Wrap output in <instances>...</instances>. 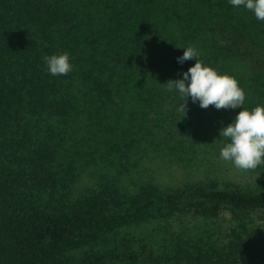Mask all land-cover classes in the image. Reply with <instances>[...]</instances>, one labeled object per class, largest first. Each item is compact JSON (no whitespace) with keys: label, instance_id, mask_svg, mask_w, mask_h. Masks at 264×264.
<instances>
[{"label":"trees","instance_id":"16d2710c","mask_svg":"<svg viewBox=\"0 0 264 264\" xmlns=\"http://www.w3.org/2000/svg\"><path fill=\"white\" fill-rule=\"evenodd\" d=\"M62 1L0 0V264H264V224L244 214L264 210L263 193L147 186L130 194L119 181L144 151L128 142L135 122L157 131L152 141L164 151H184L189 165L200 132L206 140L229 125V113L207 117V130L197 117L164 115L163 105L181 99L164 84L196 62H177L184 49L238 81L243 110L264 107V21L229 0H97L112 5V19L96 30ZM64 52L73 71L54 77L42 57ZM76 132L86 143L77 141L79 157L110 164L108 182L85 195L75 194V167L59 151ZM221 205L243 216L225 241L208 229L151 226L186 210L218 218Z\"/></svg>","mask_w":264,"mask_h":264},{"label":"rangeland","instance_id":"374dc122","mask_svg":"<svg viewBox=\"0 0 264 264\" xmlns=\"http://www.w3.org/2000/svg\"><path fill=\"white\" fill-rule=\"evenodd\" d=\"M75 1L76 2L63 0L61 3L65 5L67 15H77L80 21L84 22L85 25L87 24L86 27L88 26L89 29L97 30L99 24L104 25L106 23L107 25L112 19V5L107 2H101L99 5H96L97 0ZM82 41L84 43L86 42L85 39ZM86 45L87 44H81L79 47L80 50L84 49ZM181 103L182 100L180 99L177 100V102H172L170 105H163L164 115H185L179 111L176 113L172 112V108L175 105L179 107ZM244 105L245 103L243 104L242 109L237 108L234 110H217L214 109V106H209L208 109H202L199 106V102L192 103L191 98L189 97L187 101L186 116L201 119L195 122V127L198 128V126L201 125V128L207 130L206 126L210 127L206 121L207 117H215L216 119L223 113H229L232 118L227 122L231 124L235 119V115L245 108ZM257 106L262 107V105ZM193 109L196 111V115L192 112ZM247 110L250 111L249 109ZM197 111L200 112V114H197ZM119 114L120 113H117V115ZM93 126L97 127L99 124L94 121ZM123 126L126 127V125ZM197 128L191 132L195 133ZM128 131V142L133 139L135 145L139 144L144 146V151L141 153L142 157H140L141 160L139 161L138 166H135L134 157H132L129 162L126 163V167L123 169L119 177V181L123 182L126 186L128 185L127 187L130 194H134L135 192L139 193L141 188L147 186L154 187L162 193L179 192L188 187L197 186L205 190L240 191L243 193L254 191L256 194H264V164L258 166L255 170L240 171L235 169L231 162L224 161L220 157L221 149L230 141L222 140L226 138H221L219 133L216 134L212 131L211 136L206 135V140H204L201 136L204 135L203 131L200 132L201 134L196 138L197 143H199V145L201 144L198 155L191 159L190 153L187 154L186 151V157H189V159L193 161L191 165H189L188 160L180 159L182 158L180 155L184 154V151H182L180 155H175L174 153L164 151L161 147L164 146L162 142H153L152 138L157 140L154 135L157 131L148 128L142 122H135V127L132 128V131ZM77 134L78 132H76L71 139H67L66 136L64 143L59 147V151L63 163L75 167V194L85 195L91 193L98 185L108 182L105 180L108 178L106 169L107 167H110V164L105 161L96 164L79 157L78 154L80 153V150L76 144L77 141L80 140L76 139ZM82 134H86V131H83ZM83 137L84 136L82 135V141L77 145L82 146L86 144ZM190 139H194L193 135H190ZM124 142L126 141H121V143ZM70 154L74 157L76 154L77 159L74 158V161L69 162L71 160ZM100 154L99 157L102 158L103 154ZM210 206L211 205H206L208 208ZM218 210L220 212L218 218H205L203 213L186 210L182 213H177V215L171 216L169 220L156 221L152 223L151 226H165L167 224L168 227L170 226L169 230L181 232L182 230L187 229L195 236L202 235L203 232L208 229L215 235V237H222L221 240L225 241L230 233L229 231H231L230 229L236 226V223L237 225L241 224V221H234L236 219L234 216L239 214L240 217L243 218V216L239 211H233L224 205H221ZM244 214L247 219L253 220L257 225L264 224V210L252 211ZM202 236L205 235L203 234ZM197 238L198 237L195 239ZM112 264L120 263L114 261Z\"/></svg>","mask_w":264,"mask_h":264},{"label":"clouds","instance_id":"9594fccd","mask_svg":"<svg viewBox=\"0 0 264 264\" xmlns=\"http://www.w3.org/2000/svg\"><path fill=\"white\" fill-rule=\"evenodd\" d=\"M229 3L234 7L243 6L254 13L257 20L264 21V0H229ZM198 56L194 47L184 49L183 56L178 57L177 62L182 65L185 61L195 60L194 66L182 74V79L169 80L164 84L169 92L175 89L180 94L182 103L177 111L186 115L189 97L192 103L199 102L202 109H208L209 106L217 110L242 109L246 94L238 81L205 66ZM42 59L54 77L66 76L73 71L67 52L46 55ZM219 136L230 141L221 149V159L231 162L240 171L255 170L264 164V107L239 111L231 124L222 127Z\"/></svg>","mask_w":264,"mask_h":264}]
</instances>
